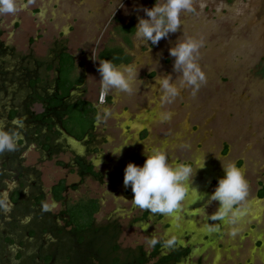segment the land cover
<instances>
[{
    "label": "rangeland",
    "instance_id": "374dc122",
    "mask_svg": "<svg viewBox=\"0 0 264 264\" xmlns=\"http://www.w3.org/2000/svg\"><path fill=\"white\" fill-rule=\"evenodd\" d=\"M153 2L16 0L14 13L1 14L6 28L2 36L27 43L39 35V42L52 44L59 31L69 27L65 36L77 38L72 41L75 50L82 46L77 30L71 29L89 21L94 28L88 37L96 41L86 49L98 50L119 44L121 39L127 42V32L117 33L116 25H135L137 17L143 16L140 9ZM86 12L99 14L87 19ZM180 20V29L156 45L130 36L133 44L126 48L131 60L124 66L131 64L139 70L141 84L134 83L127 94L107 92L113 102L98 128L106 137L102 147L112 175L108 182L115 186L100 187L95 195L104 197L108 192L114 198L105 203L103 211L121 216V242L126 245L144 243L149 247V238L172 239L173 244L191 247L189 261L184 264H264V0H191V10L182 11ZM177 39L198 45L195 62L204 80L197 89L185 87L170 103H162L156 80L164 74L179 79L178 72L172 73L167 52ZM87 79L90 99L95 101L103 90L99 87L94 93L99 74L87 73ZM66 122L69 130L77 131L70 119ZM144 148L161 149L171 162H184L196 169L177 210L170 214L150 211L145 221L127 228L128 216L139 209L131 202L130 188L122 183L123 169L129 162L142 165ZM219 161L232 162L247 182L244 199L233 206L238 214L231 224L215 216L218 202L208 201L217 178L223 176Z\"/></svg>",
    "mask_w": 264,
    "mask_h": 264
},
{
    "label": "flooded vegetation",
    "instance_id": "af4514ba",
    "mask_svg": "<svg viewBox=\"0 0 264 264\" xmlns=\"http://www.w3.org/2000/svg\"><path fill=\"white\" fill-rule=\"evenodd\" d=\"M5 29L0 14V129L15 134L14 149L0 152V264H137L155 245L121 242V216L103 211L114 198L108 192L95 195L100 187L115 186L108 182L106 137L98 128L112 97L104 92L103 103L90 99L87 73L73 71L63 95L61 61L51 59L48 43L41 44L47 51L39 52L31 42L3 38ZM52 47L57 53L64 49L58 40ZM79 102L89 103L95 116L90 123L70 119L77 129L72 132L65 124L67 111ZM89 201L96 206L91 227L78 229L77 210ZM138 209L128 216L127 228L148 218L150 210ZM156 240L160 254H177L174 264L189 261L190 246L166 247L162 238Z\"/></svg>",
    "mask_w": 264,
    "mask_h": 264
},
{
    "label": "clouds",
    "instance_id": "9594fccd",
    "mask_svg": "<svg viewBox=\"0 0 264 264\" xmlns=\"http://www.w3.org/2000/svg\"><path fill=\"white\" fill-rule=\"evenodd\" d=\"M16 10V0H0V14H12ZM140 10L143 16L137 17V23L133 27L134 37L144 44L149 45L150 42L151 45H156L161 39H167L169 34L180 29L181 12L191 10V0H154L151 7ZM197 47L192 40L177 39L167 49L168 56L172 58V73L178 72L179 79L174 80L172 74L158 76L156 86L162 103H170L183 88L191 86L195 90L203 82L204 76L195 62ZM156 63L158 64V61ZM138 71L131 64L117 66L109 60L98 62L96 67L105 93L109 90L131 93L134 83L141 84ZM167 115L164 113L163 118L166 119ZM14 147L15 134L0 129V152L11 151ZM119 151L113 155H118ZM142 155L144 156L142 165L129 162L123 169L122 183L125 188H130L131 202L153 213H173L189 192V184L196 168L184 162H171L166 153L158 148L151 150L144 148ZM220 165L223 176L217 178L213 190L208 194V201L218 202L215 216L226 219L231 224L235 222L238 214L233 206L244 199L247 182L240 169L232 162L223 164L220 162ZM191 190L196 192L195 189ZM173 242L169 239L165 246H171ZM156 243V239L146 240L149 247Z\"/></svg>",
    "mask_w": 264,
    "mask_h": 264
},
{
    "label": "trees",
    "instance_id": "16d2710c",
    "mask_svg": "<svg viewBox=\"0 0 264 264\" xmlns=\"http://www.w3.org/2000/svg\"><path fill=\"white\" fill-rule=\"evenodd\" d=\"M123 30L126 32H131V28L129 25H124ZM98 60L104 61L109 60L114 65L121 61H125L127 59L126 55L124 54L123 50L119 46H113V47H106L102 49L98 55ZM73 60L69 55H62V59L59 65V74H60V83L62 86V94H66L67 90L65 89L66 83L70 84V81L68 80V77L70 76V72L73 70ZM73 108H77L76 110L72 112ZM95 116V110L92 108V106L89 103H83L79 102V104L74 105L73 107H70L67 111L66 121L69 119H73L75 121H81L84 122L86 120V123H90L92 119ZM91 126V125H89ZM262 191L260 192V194ZM96 206L92 203V201H89L88 203H85L83 206H81L77 212L78 216L77 219L75 218V225L78 229L86 230V228L91 227V215L94 211ZM159 244L157 243L151 252L147 254V257L144 259L137 258L136 263L137 264H174V260L177 258V254L174 253V251L168 253V254H160L158 249Z\"/></svg>",
    "mask_w": 264,
    "mask_h": 264
},
{
    "label": "crops",
    "instance_id": "0c3cea01",
    "mask_svg": "<svg viewBox=\"0 0 264 264\" xmlns=\"http://www.w3.org/2000/svg\"><path fill=\"white\" fill-rule=\"evenodd\" d=\"M105 11H103V14H107L108 12V7H105L104 9ZM85 14V13H84ZM86 18L87 19H91V18H95L96 15H98L99 13L98 12H91V13H88L86 12ZM86 23H80V24H76L75 27H73L71 30H77L76 32V35L79 36V39L81 41V48L79 49H75V50H72V41H76L77 38L75 37L74 39H69L65 36V32L66 30L70 31V28L69 27H66L62 32L59 31V34H58V45L60 46H64V49L62 47V49H58V53L55 52V50L53 49V47L51 48V45L52 44H48L49 49H50V53H52L53 57L51 56V59H54L55 62H60L62 59V55H69L71 57V59L73 60V72L72 73H97L96 72V67H97V64L98 62H100L97 58V55L98 53L106 48V47H113V46H119L122 48L124 54L126 55L127 59L125 61H121L119 63H117L116 65L119 66V65H123L125 63H128L130 60H131V53H129V51L127 50V46L129 47V45L133 44L130 40V36H132L134 34V26L132 23H125V24H120V25H116V30H117V33L118 32H121V30H123V26L124 25H130V28H131V32H127L126 33V41H124V39H121V42L119 44H113V45H107V46H103V48H100L98 50H91V51H87L86 49V46H94V43H95V39L92 40L90 37H88V33L89 31H93V26L92 24H89L90 22L89 21H85ZM38 37H33L32 39L30 38L29 40H27V43L26 44H29L30 46V42L32 43V45L35 46V50H38L39 52H46L47 50H45L46 46L44 45H41L44 41L42 42H39L38 40L40 39V36L37 35ZM113 37V35H112ZM124 37V36H123ZM38 38V39H36ZM55 41V40H54ZM74 41V42H75ZM53 43V42H52ZM28 46V45H26ZM28 46V47H29ZM40 47H44V48H40ZM84 50H83V49ZM56 49V48H55ZM92 61H93V64H94V67L92 66ZM52 60L48 66V68L51 70V73L53 71V66L54 64H52ZM54 62V63H55ZM80 79V78H79ZM87 82L89 83L88 79H87ZM95 84V82H94ZM90 84H88L89 86ZM95 86H101L100 84V81L97 82L96 85H94L93 87ZM90 94H91V91H90ZM90 94H89V97H90ZM143 135V134H142Z\"/></svg>",
    "mask_w": 264,
    "mask_h": 264
},
{
    "label": "built area",
    "instance_id": "2783aa9c",
    "mask_svg": "<svg viewBox=\"0 0 264 264\" xmlns=\"http://www.w3.org/2000/svg\"><path fill=\"white\" fill-rule=\"evenodd\" d=\"M104 99H105V93H104V91L102 90V91H100L99 93H98V95H97V102L98 103H103V101H104Z\"/></svg>",
    "mask_w": 264,
    "mask_h": 264
},
{
    "label": "bare ground",
    "instance_id": "6f19581e",
    "mask_svg": "<svg viewBox=\"0 0 264 264\" xmlns=\"http://www.w3.org/2000/svg\"><path fill=\"white\" fill-rule=\"evenodd\" d=\"M139 116V115H138ZM141 117V116H140ZM138 118V117H137ZM140 119V118H139ZM142 124V123H141Z\"/></svg>",
    "mask_w": 264,
    "mask_h": 264
},
{
    "label": "water",
    "instance_id": "95a60500",
    "mask_svg": "<svg viewBox=\"0 0 264 264\" xmlns=\"http://www.w3.org/2000/svg\"><path fill=\"white\" fill-rule=\"evenodd\" d=\"M65 133V132H64Z\"/></svg>",
    "mask_w": 264,
    "mask_h": 264
}]
</instances>
